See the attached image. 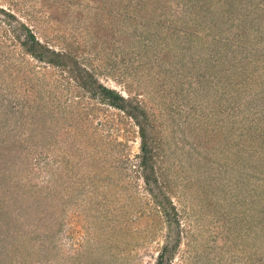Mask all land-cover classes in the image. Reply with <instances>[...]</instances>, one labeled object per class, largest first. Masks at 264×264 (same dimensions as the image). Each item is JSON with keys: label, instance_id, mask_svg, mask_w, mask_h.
Masks as SVG:
<instances>
[{"label": "rangeland", "instance_id": "obj_1", "mask_svg": "<svg viewBox=\"0 0 264 264\" xmlns=\"http://www.w3.org/2000/svg\"><path fill=\"white\" fill-rule=\"evenodd\" d=\"M0 6L51 48H69L96 82L143 105L157 180L179 223L170 237L165 225L153 238L136 235L128 260L102 251L89 228L100 205L150 200L137 175L136 126L59 68L0 48V264H154L165 242L176 244L170 264H264V0ZM8 28L0 23V40L11 45ZM79 118L89 128L81 148L70 129ZM110 148L119 157L97 153ZM24 175L42 190L16 187ZM146 215L134 227H147Z\"/></svg>", "mask_w": 264, "mask_h": 264}, {"label": "trees", "instance_id": "obj_2", "mask_svg": "<svg viewBox=\"0 0 264 264\" xmlns=\"http://www.w3.org/2000/svg\"><path fill=\"white\" fill-rule=\"evenodd\" d=\"M0 23L10 26L8 29L13 34V43L11 45L7 44L6 41L3 43L0 40L1 49L6 52L14 53V48L17 47L18 51L24 56L29 57L31 61L34 60L35 63L42 64L45 68H59L60 72L66 75L65 80L70 83L72 82L77 91L83 90L89 99L95 101V103L105 105L108 108L121 112L125 117L131 119L137 128L139 138V174L137 175H141L142 184L150 200L147 199L146 201L145 199L146 202L141 204L142 206H140V204L133 205L129 203L127 208H124L123 204L120 205L121 208L119 206L115 207L114 204L109 207L101 204L100 206L102 210L100 209L96 211L99 215L95 219L97 220V223H94L93 226H89L90 231H92V241L100 244L101 250L103 251L105 249L106 252L109 253V257L113 258L114 262H116L118 261L116 259L119 257L126 260L131 257L129 255L136 248V245L134 244V238L136 235H140L143 239L153 238L156 232L155 229L161 228L162 225H165L168 230H170L168 234V237H170L171 230L175 227L178 228L179 225L177 222V211L171 198H169L168 194L163 189V186L158 183L157 180V177L160 176V168L155 169L152 161L153 155L149 143L150 126L143 105H137V103H133L128 99L127 96H122L115 90L96 82V80L93 79V76L85 72L75 61V54H73L69 48L62 46L66 40H60L62 42L56 40V44L61 45L62 50L51 48L49 44L52 43V40H39L31 30L30 26L21 22L20 18H18L12 11L2 6H0ZM70 106L76 105L72 101ZM70 129L73 134V142L76 141V146L79 148L84 147V144H81L80 142L83 135H85L83 133H86L89 129L85 120L81 118L76 125H70ZM97 153L102 157L109 158L108 160L110 161L114 157H119L116 154L119 152L114 150V148L102 151V153L101 151H98ZM28 178V175L19 177V179L14 182L15 186L18 188L26 186V188L31 190V193L35 192L33 190H42L38 184L29 182ZM133 186L134 184L132 183L127 184V186L125 185V189L128 191L126 192V197L129 195ZM113 189H116V187L110 184L108 190L114 195L115 192H113ZM122 198H125V196L120 194L117 186L116 200H121ZM148 201L150 205H148ZM146 206L148 207L147 209L145 208ZM144 208L147 212L145 221L148 222V224L147 227L138 229L137 227H134V225L141 220L140 218L142 217L143 212H145ZM136 214L138 215L137 217ZM59 230L61 231L60 225L55 230L56 235ZM173 236L174 239H177L178 232ZM45 238L47 239V237ZM174 243L175 242L169 245L168 242H165V244L160 247L154 264H170L173 254L175 253L174 250L176 244ZM12 251L15 252L16 250L13 248ZM61 264H63V261Z\"/></svg>", "mask_w": 264, "mask_h": 264}]
</instances>
